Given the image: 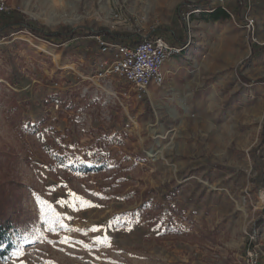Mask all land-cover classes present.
Wrapping results in <instances>:
<instances>
[{
  "label": "rangeland",
  "instance_id": "374dc122",
  "mask_svg": "<svg viewBox=\"0 0 264 264\" xmlns=\"http://www.w3.org/2000/svg\"><path fill=\"white\" fill-rule=\"evenodd\" d=\"M0 6V264H242L251 235L264 261V0ZM103 32L177 47L164 85L124 108L82 98Z\"/></svg>",
  "mask_w": 264,
  "mask_h": 264
},
{
  "label": "built area",
  "instance_id": "2783aa9c",
  "mask_svg": "<svg viewBox=\"0 0 264 264\" xmlns=\"http://www.w3.org/2000/svg\"><path fill=\"white\" fill-rule=\"evenodd\" d=\"M2 11L4 9L0 6V12ZM96 40L102 57L95 62V73L88 80V87L83 88L81 97L91 96L92 102L101 103V100L105 108H124L122 102L129 98L131 91L135 93L137 100H141L149 96L151 88H161L165 82L166 63L171 56L179 53L177 47L159 36L145 39L135 46L113 44L103 40L101 36ZM59 106V101L56 100L55 110ZM262 258L257 239L251 235L242 264H264Z\"/></svg>",
  "mask_w": 264,
  "mask_h": 264
},
{
  "label": "trees",
  "instance_id": "16d2710c",
  "mask_svg": "<svg viewBox=\"0 0 264 264\" xmlns=\"http://www.w3.org/2000/svg\"><path fill=\"white\" fill-rule=\"evenodd\" d=\"M204 14H206L207 17L209 18V20H211L213 22H222V21H225V20L229 19V17H230V14H229L228 10L227 9L226 10L222 9L220 7L212 9L208 13H204ZM14 22H15V17L12 16V21L9 23L10 25L7 24V25H9L8 27L17 26V28H19V29H26V30L30 31L31 33H33V35H36V36L38 35V38H40V39H48L49 40V39H51V37H56L58 39L66 41V40L72 39L73 36H75V35L76 36H80V35L88 36V35L92 34V32L86 31L85 29H77V30H72V31L65 32V33H60V34H44L42 32L41 33L39 32V34H38V32L36 30H34V27H32L31 25L23 24V23L18 24L17 22L16 23H14ZM101 35L103 36L102 38H105L107 40L110 39L112 41L122 38V36H118V35H115V34H110L108 32H103ZM142 41L143 40L140 38V39H137V40H133L132 42H130L128 44H125V42H123V41H121V43H123V45L135 46V45L140 44ZM169 44H171V43H169ZM260 50H264V46L261 47ZM10 227H11L10 224L0 223V245L2 244V237H1V236H3L2 234L5 231H8V229ZM0 255H1L0 257L4 256L5 252H0Z\"/></svg>",
  "mask_w": 264,
  "mask_h": 264
},
{
  "label": "snow or ice",
  "instance_id": "6c2138e0",
  "mask_svg": "<svg viewBox=\"0 0 264 264\" xmlns=\"http://www.w3.org/2000/svg\"><path fill=\"white\" fill-rule=\"evenodd\" d=\"M68 195L71 196L73 199H76L77 198V196H76L75 193H69ZM37 202L40 203V204H42V205H44V207L41 208V214L42 215H47L48 213L54 211L52 209L51 205H49L47 201H40L39 198H37ZM56 203L59 204V205H66L67 204V201L57 200ZM54 215H55V220L56 221H60L62 219L60 213H55ZM60 226L61 227H64L63 224H61ZM109 227H112V225L109 224ZM100 230H101V226H94L91 229V231H94V232L100 231ZM77 231H79V230H77ZM102 239H103V237H97L96 238V242H100Z\"/></svg>",
  "mask_w": 264,
  "mask_h": 264
},
{
  "label": "bare ground",
  "instance_id": "6f19581e",
  "mask_svg": "<svg viewBox=\"0 0 264 264\" xmlns=\"http://www.w3.org/2000/svg\"><path fill=\"white\" fill-rule=\"evenodd\" d=\"M35 19H38V20H41V21H44V22H48V21H46V20H44V19H42V18H40V17H37V16H35L34 17ZM79 20V19H78ZM74 21V20H73ZM49 23V22H48ZM50 25H53V23H49ZM37 48L40 50V51H42V52H47V50L45 49V47L43 46V45H37ZM261 199H263L264 200V193H263V195H262V198Z\"/></svg>",
  "mask_w": 264,
  "mask_h": 264
}]
</instances>
